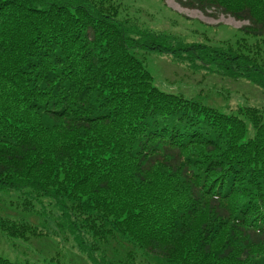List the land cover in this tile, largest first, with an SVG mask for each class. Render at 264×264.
<instances>
[{"label":"trees","instance_id":"obj_1","mask_svg":"<svg viewBox=\"0 0 264 264\" xmlns=\"http://www.w3.org/2000/svg\"><path fill=\"white\" fill-rule=\"evenodd\" d=\"M177 1L247 23L214 41L156 30L126 0H0V190L22 199L0 206L5 235L48 234L27 220L36 203L91 264H264V104L160 88L141 56L264 92V0Z\"/></svg>","mask_w":264,"mask_h":264},{"label":"rangeland","instance_id":"obj_2","mask_svg":"<svg viewBox=\"0 0 264 264\" xmlns=\"http://www.w3.org/2000/svg\"><path fill=\"white\" fill-rule=\"evenodd\" d=\"M126 3L129 4V10L150 27L172 34H180L183 37L187 34L186 32L196 30L203 31L214 41L234 40L239 34L238 29L247 23L215 10L203 13L199 9L182 6L177 0H164L163 5L160 0H126ZM198 23L202 27H199ZM141 56L152 73L156 85L160 88L183 92L186 96L201 99L220 110H226L228 105L234 106L236 102L264 104V92L249 81L237 80L205 70H196L184 62L174 60L169 55L142 53ZM198 87H202L200 90L202 94L197 93ZM8 199L14 202L22 200L15 192L0 190V206ZM44 203L46 204V201ZM34 208L40 209L41 213L29 214L33 212L23 211L29 214L28 219L21 218L30 219L39 227H46L48 234L41 236L39 240L26 241L21 238H10L0 230L1 255L11 260H28L37 264H45L44 258L51 256L55 250L58 252L66 250V253H70L66 261L69 259L72 264H91L87 259L78 258L71 253L75 250L69 244L71 238L68 242L64 241L65 248H63L64 245L57 243L60 242L58 232L52 230L51 225L44 222L43 215L47 211L51 216L54 213L51 207L40 206L39 208L35 203ZM10 213L16 215V211L10 210Z\"/></svg>","mask_w":264,"mask_h":264}]
</instances>
